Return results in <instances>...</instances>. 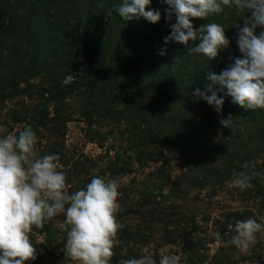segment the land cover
Here are the masks:
<instances>
[{
	"label": "rangeland",
	"instance_id": "1",
	"mask_svg": "<svg viewBox=\"0 0 264 264\" xmlns=\"http://www.w3.org/2000/svg\"><path fill=\"white\" fill-rule=\"evenodd\" d=\"M122 2L0 0V135L31 125L41 155L59 154L70 191L93 174L118 181L124 228L111 264L128 245L129 257L151 254L157 264L168 252L179 264H264V235L239 255L211 235H231L236 219L264 217V176L246 191L230 185L245 162L264 172V109L245 110L217 89L224 100L217 113L193 94L207 89L208 73L242 58L233 26H243V16L225 7L192 19L196 29L221 24L230 41L207 61L165 43L176 22L167 19L166 3L152 0L149 8L161 14L152 24L125 22L115 10ZM229 116L231 130L219 123ZM63 220L33 229L37 258L26 264H75L65 257Z\"/></svg>",
	"mask_w": 264,
	"mask_h": 264
},
{
	"label": "clouds",
	"instance_id": "2",
	"mask_svg": "<svg viewBox=\"0 0 264 264\" xmlns=\"http://www.w3.org/2000/svg\"><path fill=\"white\" fill-rule=\"evenodd\" d=\"M161 2L169 6L167 19L176 17L165 43L171 40L183 44L188 47L187 54L199 55L207 61L215 60L222 50L228 49L230 41L221 24L203 23L196 29L192 19L208 20L210 16L224 13L225 7L243 16V26L238 23L233 26L238 29L237 44L242 58H235L220 74L208 73L211 83L207 89H196L193 94L207 101L217 113L224 103L217 89L226 92L233 103L245 110L264 109V0ZM151 3L152 0H123L115 10L125 22L142 17L155 24L161 14L149 8ZM73 79L68 77L63 83ZM219 123L224 128H233L231 116ZM37 142V131L31 125L24 126L18 134L0 135V264L34 261L37 249L30 238L33 229H43L61 214L66 231L65 257L75 264H111L118 234L124 228L117 220L118 181L93 174L90 183L70 191L65 172L58 170L59 154L41 155ZM255 169V162H245L243 170L233 172L230 185L240 191L253 188L252 179L264 176V172ZM228 229L231 235L220 231L211 233L215 244L234 247L237 255L246 254L257 244L258 234L264 235V217L259 222L251 217L236 219ZM130 247L121 248L118 264H157L151 254L129 257ZM179 259L174 252H168L160 257L159 264H179Z\"/></svg>",
	"mask_w": 264,
	"mask_h": 264
},
{
	"label": "trees",
	"instance_id": "3",
	"mask_svg": "<svg viewBox=\"0 0 264 264\" xmlns=\"http://www.w3.org/2000/svg\"><path fill=\"white\" fill-rule=\"evenodd\" d=\"M124 70L125 69V67L124 68H118V70H117V74H119V73H121V70Z\"/></svg>",
	"mask_w": 264,
	"mask_h": 264
}]
</instances>
